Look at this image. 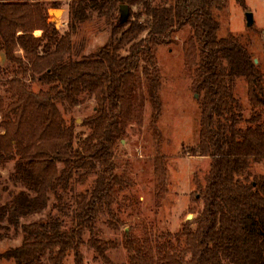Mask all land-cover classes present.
<instances>
[{
  "label": "trees",
  "instance_id": "trees-1",
  "mask_svg": "<svg viewBox=\"0 0 264 264\" xmlns=\"http://www.w3.org/2000/svg\"><path fill=\"white\" fill-rule=\"evenodd\" d=\"M121 4L129 7L125 18ZM217 6L216 0H72L62 32L49 21L44 1L0 0V168L12 164L7 177L0 174V241L22 234L21 244L0 258L64 264L73 254L75 264H85L82 246L88 244L109 261L106 251L115 244L98 236L97 225L107 213L117 217L119 193L131 184L114 163L124 110H132L138 93L147 96L156 128L162 114L156 52L189 26L185 60L202 100L199 142L187 151L211 159L204 206L174 239L160 243L126 234L124 246L130 264H264V174L251 171L264 162V72L240 37L219 36ZM95 15L107 23L108 39L78 58L74 35ZM239 79L247 83L252 106L247 119L235 94ZM33 83L44 88L35 91ZM85 94L95 98L96 110L77 132L59 104L75 108ZM166 168L158 152L162 194ZM92 176L90 189L73 194V202L65 199ZM52 196L56 213L47 212Z\"/></svg>",
  "mask_w": 264,
  "mask_h": 264
},
{
  "label": "rangeland",
  "instance_id": "rangeland-1",
  "mask_svg": "<svg viewBox=\"0 0 264 264\" xmlns=\"http://www.w3.org/2000/svg\"><path fill=\"white\" fill-rule=\"evenodd\" d=\"M42 1L48 10L49 21L54 22L62 32L68 30L72 0ZM216 2L218 6L214 8V14L220 23L219 36L234 34L240 37L264 72V0H245V7L237 0ZM56 9L61 12L53 13ZM247 12L253 15L252 25L248 24ZM41 33V30L35 31L36 36ZM108 36L107 23L95 15L83 23L74 35L73 41L80 52L76 56L79 58L98 49L106 43ZM190 36V27H184L175 33L173 43L160 46L156 52L162 79V114L156 128L152 125L153 108L147 96L138 93L132 110L128 113L124 110V133L116 143L114 163L116 173L129 178L131 184L119 193V202L114 205L117 217L107 213L98 221V236L115 244V247L106 251L109 261L103 260L93 248L84 244L82 253L85 264H130V255L124 246L126 234L140 239L151 236L160 243L168 238L174 239L173 236L187 222L193 221L204 206L201 192L206 186L211 159L208 156L191 155L187 151L199 142L202 100V96L193 88L194 73L185 60V42ZM32 88L38 91L44 87L33 83ZM235 94L243 107L245 119L249 118L252 106L244 79L237 81ZM83 98V103L72 109L59 104L67 122L76 121L77 132L85 130L81 123L94 114L97 105L94 97L85 94ZM241 126L246 127L247 123L243 122ZM158 152L167 160V191L164 194L159 193L157 188L155 158ZM11 168L12 164L6 170L0 168L1 176L7 177ZM251 171L255 175L264 174V162L253 164ZM94 178L92 176L77 184L74 192L65 194V199L73 202L72 195L90 189ZM57 202L52 196L47 212L56 213L57 209L53 205ZM189 215H192L191 219H188ZM42 216L45 217L46 213ZM39 217L34 216L31 220ZM71 224L68 218L67 225ZM10 235V238L0 241V254L21 244L20 232H11ZM89 238L87 232L84 240L88 241ZM0 264L15 262L0 258ZM64 264H75L73 254L66 258Z\"/></svg>",
  "mask_w": 264,
  "mask_h": 264
},
{
  "label": "water",
  "instance_id": "water-1",
  "mask_svg": "<svg viewBox=\"0 0 264 264\" xmlns=\"http://www.w3.org/2000/svg\"><path fill=\"white\" fill-rule=\"evenodd\" d=\"M52 12L55 13V14H58V13L61 12V10H57L56 9V10H53ZM121 12H122V18H125L128 15V12H129L128 5H126V4L121 5ZM246 16H247L248 24L252 25L253 24V15H252V13L251 12H247ZM255 63H257V60H255ZM191 218H192V215H189L188 219H191Z\"/></svg>",
  "mask_w": 264,
  "mask_h": 264
}]
</instances>
